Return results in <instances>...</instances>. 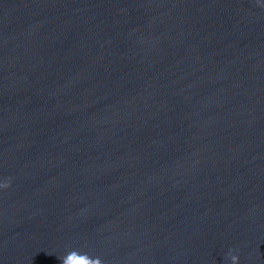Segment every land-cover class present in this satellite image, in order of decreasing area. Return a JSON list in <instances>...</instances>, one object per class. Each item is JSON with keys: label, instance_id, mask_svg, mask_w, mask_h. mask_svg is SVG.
<instances>
[{"label": "water", "instance_id": "1", "mask_svg": "<svg viewBox=\"0 0 264 264\" xmlns=\"http://www.w3.org/2000/svg\"><path fill=\"white\" fill-rule=\"evenodd\" d=\"M73 251L264 264V0H0V264Z\"/></svg>", "mask_w": 264, "mask_h": 264}, {"label": "clouds", "instance_id": "2", "mask_svg": "<svg viewBox=\"0 0 264 264\" xmlns=\"http://www.w3.org/2000/svg\"><path fill=\"white\" fill-rule=\"evenodd\" d=\"M5 187H7V185H5ZM73 258H75L77 262L87 261L88 264H101V261L99 259H91L87 255H80L75 251L69 253L65 258H63L62 264H70ZM230 258H231L232 264H238V257L233 255Z\"/></svg>", "mask_w": 264, "mask_h": 264}]
</instances>
